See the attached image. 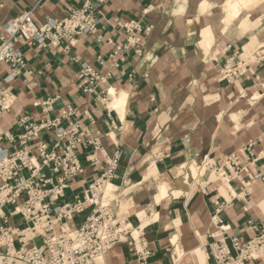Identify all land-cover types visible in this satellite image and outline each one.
I'll return each instance as SVG.
<instances>
[{"label":"crops","instance_id":"crops-1","mask_svg":"<svg viewBox=\"0 0 264 264\" xmlns=\"http://www.w3.org/2000/svg\"><path fill=\"white\" fill-rule=\"evenodd\" d=\"M227 1L107 0L95 12V36L61 40L57 46L19 41L16 48L25 69L7 79L8 69L0 66V86L13 97L10 109L0 115V157L2 151L19 148L17 138L28 125L59 119L67 128L69 122H78L89 131L88 139L97 137L109 156L119 155L107 184L112 187L110 195L103 194L102 204L110 207L112 223L124 222L133 233L139 232L143 248L150 251L147 264H212L207 245L217 210L228 227V246L231 238L241 244L252 240L264 224V64H254L245 75L229 81L219 74L228 59H244L245 45L254 51L264 45V1L242 9L235 19L225 7ZM81 5L79 0H0V41L8 37L10 20L31 13L40 27L48 20H63L68 9ZM224 18L232 19L230 25ZM124 22L138 26L140 55L127 46L128 36L119 27ZM208 35L212 39L204 40ZM85 67L102 81L90 84L80 77ZM211 77L217 78L216 85L207 81ZM111 89L114 96L108 95ZM248 90L262 100L253 108L257 120L243 130L229 129L215 112L211 115L206 101L210 95L225 91L246 96ZM119 100H124L119 109L111 107ZM40 137L52 146L45 131ZM91 154V148L78 150L83 174L57 206L82 199L83 190L107 167L99 153L98 165L92 166L87 161ZM230 156L238 158L243 171L224 169ZM206 161L225 172L228 185L221 179L209 180L205 166L204 174L185 189V170L180 169ZM161 183L169 184L170 191L157 202ZM173 191L183 194L173 196ZM85 206L83 213L64 220L70 230L92 214V207ZM54 231L61 233L56 225ZM196 247L205 253L203 261L193 251ZM131 249L121 242L94 264H138ZM246 264H264V258Z\"/></svg>","mask_w":264,"mask_h":264},{"label":"built area","instance_id":"built-area-1","mask_svg":"<svg viewBox=\"0 0 264 264\" xmlns=\"http://www.w3.org/2000/svg\"><path fill=\"white\" fill-rule=\"evenodd\" d=\"M79 1L82 2L81 7L68 9L67 16L60 21L48 20L38 27L33 23L32 14L26 13L6 24L8 37L0 41V66L8 69L7 79L19 76L25 69L24 58L16 48L21 40L27 45L36 42L42 46L48 41L57 46L61 40L69 39L71 42L77 36L96 35L98 20L95 12L107 0ZM119 27L128 36L127 46H134L135 54L140 55L142 49L139 47L136 23L124 22ZM96 39L102 40L100 36H96ZM251 56V60L236 56L228 59L221 70L222 79H236L249 72L252 65L264 64V45ZM80 77L87 78L90 84L102 81L89 67L80 71ZM12 103V95L0 86V115L8 111ZM44 105L48 109L49 103ZM22 123H26V119ZM60 125L59 119L28 125L17 138L19 148L12 152H1L0 264H94L97 258L121 242L129 244L138 264H147L150 251L143 248L142 240L136 243L130 225L112 223L110 207L102 204L104 188L114 176L119 155L113 153L109 156L97 137L88 139L89 131L78 122H69L67 128ZM42 131L52 138L51 147L40 137ZM7 139L10 143L15 142L12 137ZM89 148L92 154L87 161L97 166L95 154L99 153L107 167L83 190L82 199L75 197L72 203L57 206V202L65 197L66 190L83 174L78 150L86 151ZM207 166L215 175L224 176L221 168L209 163ZM224 169L234 172L244 170L236 156H230L225 161ZM261 178L263 180L264 176ZM80 184L85 185V181L81 180ZM246 186L249 187V184ZM85 205L92 207V214L78 229L70 230L64 220L83 213ZM7 206L13 207L8 214L4 212ZM16 218L23 227L13 224L12 220ZM211 222L215 229L208 235L211 242L207 245V255L212 264H246L264 258V224L259 235L249 242L241 244L237 238H231L228 246V227L218 217V210ZM55 224L60 225V234L55 233ZM35 240H40L41 244L36 246Z\"/></svg>","mask_w":264,"mask_h":264},{"label":"bare ground","instance_id":"bare-ground-1","mask_svg":"<svg viewBox=\"0 0 264 264\" xmlns=\"http://www.w3.org/2000/svg\"><path fill=\"white\" fill-rule=\"evenodd\" d=\"M253 0V4L251 0H237V1H233V0H228L226 3V9L229 12L230 16L232 18H237L240 11L244 8H249L250 5L252 4L253 7H257L256 5L264 0ZM264 3V2H263ZM252 8V7H251ZM203 15V14H202ZM227 16V15H226ZM229 16V15H228ZM229 16V17H230ZM227 18V17H226ZM224 18V19H226ZM234 18V19H235ZM249 18V17H248ZM229 19V18H228ZM231 19V18H230ZM229 19V20H230ZM229 20L226 19V23L228 25L229 24ZM232 20V19H231ZM260 20V19H259ZM225 22V21H224ZM232 22V21H231ZM257 22V21H254ZM243 27V26H241ZM254 27V26H253ZM259 27V26H258ZM206 28V27H205ZM209 28V27H207ZM250 28V27H249ZM227 29V28H226ZM249 30V29H248ZM247 30V31H248ZM246 30H244L245 32ZM246 31V32H247ZM240 32V31H239ZM243 32V33H244ZM209 33V30H207V34ZM252 34V33H251ZM254 38V37H253ZM212 38L208 35L207 37H204V40H208L210 41ZM242 40V39H241ZM232 41V40H231ZM244 41V40H243ZM251 41V40H250ZM244 43V42H243ZM244 45V44H243ZM262 47V46H261ZM250 49V45L247 44L245 45L244 48V54L248 52V50ZM251 57V54L249 55ZM248 58H245L244 60H246ZM220 78L222 77V74L220 72ZM210 76V75H208ZM261 77V76H260ZM214 79V77H211L209 79H207V81L209 83H213L214 85H216L217 81L212 80ZM110 95L114 96V91L111 89L109 90ZM246 96L239 95H228V93H226L225 91H220L219 95H210V97H208L206 99L207 102H209L210 104L208 105L209 110L211 115L213 114V112L216 113V115L220 116V121L227 126L229 129L233 128L235 129V131H240L244 129V125L247 123L251 124L254 121L257 120L258 116L257 114L254 112L253 108L255 106L256 103H258L259 101L262 100V97L255 93V92H251V90L246 91ZM211 94V93H210ZM124 96V95H123ZM126 96V95H125ZM124 96V97H125ZM120 99V98H119ZM124 100H119L118 102L114 103V106L117 107L119 106L121 103H123ZM115 102V101H114ZM196 159V158H195ZM198 162V161H197ZM192 163V162H191ZM199 164V163H198ZM154 167V166H153ZM151 168V167H150ZM196 169L198 170H204L203 166L201 165H196V164H192L189 165L188 167H185V165H183V167L180 170H185V174H184V179H183V186L185 189H189L191 188V186L193 185L194 181L196 180ZM152 170V169H151ZM151 172V171H150ZM154 172V171H153ZM152 174V173H151ZM155 175V172L153 173ZM152 174V175H153ZM213 174V176H212ZM153 175V176H154ZM157 175V174H156ZM155 175V176H156ZM180 175V174H179ZM215 173L212 172L209 174L210 179H212L214 177ZM216 176V175H215ZM217 177V176H216ZM219 177V176H218ZM227 179H224L222 177V181H226ZM225 184V183H224ZM182 185V184H181ZM226 185H228L226 183ZM243 185V184H242ZM111 186L108 185L107 186V190L105 191V198L108 197L110 195V190H111ZM159 194L158 196H156V201L159 202L162 199H164L165 197H167L169 191H170V185L169 184H165V183H161L159 184ZM179 190V189H178ZM187 191V190H186ZM171 193V192H170ZM183 193L180 192H174L173 191V196H180ZM167 200V199H166ZM108 203V202H107ZM156 217V216H155ZM149 219V218H148ZM149 221V220H148ZM151 221V220H150ZM143 225L147 223V221H143ZM57 226V230H59V232L62 231L60 225L55 224ZM194 230V229H193ZM133 231V230H132ZM195 232V231H194ZM139 233V232H138ZM136 232L133 233V239L136 241V243L139 242L140 240V235ZM196 238V236H195ZM176 242V240L174 241V243ZM172 244V243H171ZM178 247V246H177ZM178 251V250H177ZM193 251H195L200 258L203 259L206 258L205 253H203L201 251L200 248L196 247ZM179 254V253H178ZM183 255V254H182ZM103 258V257H102ZM100 259V258H99ZM104 263V262H103ZM204 264V263H203Z\"/></svg>","mask_w":264,"mask_h":264},{"label":"rangeland","instance_id":"rangeland-1","mask_svg":"<svg viewBox=\"0 0 264 264\" xmlns=\"http://www.w3.org/2000/svg\"><path fill=\"white\" fill-rule=\"evenodd\" d=\"M233 1H237V0H233ZM252 1V3H253V0H251ZM258 1V0H257ZM256 1V2H257ZM250 45V44H249ZM254 52V49H251V47H250V49L248 50V52L247 53H245L244 55H243V58L245 59V58H248L249 60H251V57L249 58V55L251 54L252 55V53ZM216 74V73H215ZM215 74H213V75H215ZM217 79V78H216ZM212 80H215V78L214 79H212ZM243 93H239V94H236V96H239V95H242ZM123 105V103H121L119 106H117V107H115L114 106V104L111 106V107H115V108H117V109H119V107H121ZM207 162V161H206ZM212 162V161H211ZM207 163H210V162H207ZM201 166H203V171L201 170H198V169H196V180L194 181V182H197V180L199 179V177L200 176H202L203 174H204V172H205V163L204 164H202ZM212 171L213 170H210V173H212ZM209 173V174H210ZM212 176H213V174H212ZM217 176V175H216ZM215 175H214V177L212 178V179H210V177H208L209 178V180H216V179H218V181H219V179H221L222 180V177H216ZM184 178V177H183ZM224 183L226 184L227 183V181H224ZM227 186V185H226ZM104 203H107L106 201H104ZM11 210H13V207L12 206H7V207H5L4 208V212L6 213V214H8ZM12 222H13V224L15 225V226H19V227H23V225H21L20 224V221H19V218H16V219H14V220H12ZM34 244L36 245V246H39L40 244H41V241L40 240H35L34 241Z\"/></svg>","mask_w":264,"mask_h":264}]
</instances>
